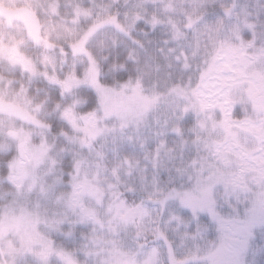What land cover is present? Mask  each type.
I'll list each match as a JSON object with an SVG mask.
<instances>
[{
    "label": "snow or ice",
    "instance_id": "snow-or-ice-1",
    "mask_svg": "<svg viewBox=\"0 0 264 264\" xmlns=\"http://www.w3.org/2000/svg\"><path fill=\"white\" fill-rule=\"evenodd\" d=\"M236 7L220 2L224 15L209 22L207 0H189L181 26L168 21L173 31L164 44L176 46L157 50L168 60V68L179 66L178 72L164 75L157 57L132 37L131 30L143 21L154 31L165 20L156 12L147 18L142 5L127 31L115 23L118 16L109 17L144 56L130 55L135 74L114 82L103 70L107 57L95 55L73 68L67 84L54 81L62 147L48 146L49 123L41 134L40 150L49 157L70 154V166L65 169L59 157L31 191L27 181L16 179L13 166L24 155L23 141L3 136L8 146L0 160L5 191L0 216L21 207L43 213L50 241L42 257L45 264H64L69 253H75L74 264H261L264 245L255 242L257 237L264 240V105L255 106L254 89L264 91V21L257 12L256 20L245 24L249 35H242L238 44L212 42L217 33L224 38L225 21ZM109 26L106 21L89 42ZM228 48L239 52L244 62L226 55ZM75 92H85V98L64 104ZM202 93L210 98L203 100ZM189 119L185 135L184 122ZM253 125L260 127L259 134L246 131ZM229 129L238 134L233 136ZM170 136L175 137L171 142ZM72 143L76 146L67 148ZM126 145L139 148L140 155L129 154ZM101 151L111 182L89 176L85 183L97 187L82 196L81 172L101 162ZM66 193L71 194L67 201L61 199ZM64 224L70 225L67 231ZM77 224L88 229L80 233L79 248L57 242V237L74 236L72 226ZM13 258L16 264H41L28 253L14 257L0 251V264Z\"/></svg>",
    "mask_w": 264,
    "mask_h": 264
},
{
    "label": "rangeland",
    "instance_id": "rangeland-1",
    "mask_svg": "<svg viewBox=\"0 0 264 264\" xmlns=\"http://www.w3.org/2000/svg\"><path fill=\"white\" fill-rule=\"evenodd\" d=\"M124 5L128 6V10L134 14V12L141 10L140 6L143 4L144 7H150V10L147 9L146 13L142 12L148 17H151L153 12H156L158 19H162L163 16L170 17L171 23L179 28L184 21V16L182 15L183 7L189 0H155V3L152 0H148L147 3H144V0H118ZM217 1L218 3L222 2L226 6H231L233 0L227 3V0H207V2ZM33 2V0H0V6L3 5L6 9H8L5 13L9 14L8 11H11L19 3L26 4ZM142 2V4H141ZM191 2H195V0H191ZM264 0H255L254 4L259 6L258 9H264ZM102 12L100 16L94 20V23L87 27L84 30H77V28L71 27L70 29H62V26L54 29V31H62L64 36H67L71 39L70 49L72 54L77 58L76 61H70L68 65V71L65 72L61 81H64L66 84L69 82L67 77L72 74L73 68L79 64L86 63L87 58L90 56L89 52L86 49L81 48L82 44H86L89 36L96 31L98 28H102L104 23L107 21L109 23V29H115L112 21L109 20V17H114L111 15L110 7H101ZM54 7L52 8V10ZM145 9V8H144ZM257 9V10H258ZM89 15L91 12L88 13ZM257 14V13H256ZM256 14L252 17L254 21L256 20ZM85 12L80 11L78 9L74 10V19H79L83 17ZM233 15H231V19L225 21L227 26L226 34L223 39H219V34H215L217 38H214L212 42L218 46H227L232 45L234 42L236 44L239 43L240 36L233 35L234 32L238 29L240 24L244 25V19L242 18V22H235L233 20ZM217 16L207 19L209 22H215ZM33 19V18H31ZM126 19V18H125ZM259 20L264 21V12H260ZM33 31H30V37L36 41L37 44L49 46L46 42H41L39 36V25L33 19ZM115 23H119L117 20ZM120 24V23H119ZM246 24V23H245ZM10 19H8L5 23V26L13 27L10 31H6L7 34L5 36H0V60H8L12 65H27V61L30 65H28L29 70L36 71L37 69L33 63L27 58V56L22 53L20 50L22 46L26 44V38L24 34L21 32L19 26H13ZM3 26V21L0 18V29ZM121 27V25H120ZM221 32H224V27L222 26L220 29ZM35 32L37 38L35 36ZM259 36L260 33L258 32ZM63 36V34H62ZM63 36V37H64ZM191 36V33H189ZM60 37V34L57 35V38ZM235 38V39H234ZM237 40V41H236ZM176 45L172 43L171 47H175ZM226 55L231 56L236 62H244L243 56L235 51L233 48H228L226 51ZM170 59V57H169ZM62 59L57 60L49 57L43 56L38 60V65L42 68V72L47 73L48 68H56L59 69V66L62 64ZM168 63V60H167ZM32 65V67H30ZM179 67V66H178ZM54 74V73H53ZM165 74V73H164ZM54 76V75H51ZM8 83L5 85L7 86ZM254 95L256 100V107H260L264 105V91L261 88L254 89ZM201 98L203 100H208L210 96L201 94ZM162 99V98H161ZM111 100V98H110ZM0 115L3 117L0 119V128H6L5 134L7 136L12 137L13 139H19L24 143V155L23 157L17 158L13 162L14 172L16 179L20 182L27 181V189L31 191L37 184L38 181H43L45 176L52 170L53 164L56 162L53 156H58L61 152H56L52 157H49L47 153L42 152L40 150V141L42 140V133L47 128L46 124L42 120L44 113L41 110V107L32 103L26 95L23 93H12L8 90V87H0ZM210 115V114H209ZM208 124H211V120L209 117H203ZM191 119L186 120L184 122L185 127V135H188L187 128L191 125ZM260 127L253 125L250 128L246 129L253 134H259ZM231 132L233 136H236L238 132H233L231 129L228 130ZM174 136L169 137V142L174 140ZM47 144L49 147L55 145L56 149H60L62 146L54 143L49 136L47 137ZM69 145H72L71 147ZM76 146L75 143L68 144L67 148L71 149ZM4 149V148H3ZM125 150L129 154L140 155L139 148L133 149L130 146H125ZM101 162L96 164L94 168L89 170H82L81 175L82 179V196H87L90 191H94L97 187L94 183H85L88 181L89 176H91L94 180H99L103 182H111V178L104 173L105 162L103 161V153L102 151L99 153ZM44 168H41L42 164H45ZM81 164L85 165L87 169V164L85 161H81ZM108 167L111 168L113 166V156L112 153H108L107 157ZM122 178H124L122 176ZM44 189L42 188L41 191ZM5 195V191H0V198H3ZM70 193L63 194L61 199L67 201L70 198ZM82 202V201H81ZM74 202V203H81ZM94 211V210H90ZM64 229L67 231L70 227L68 224L63 225ZM74 229L76 227H81V230L77 232L75 229V233L78 235L74 236V238H70L73 241L71 244L72 247L69 248H79L83 243L81 238V231H87V228H84L82 225H73ZM73 237V236H72ZM64 238V237H62ZM78 239V241H77ZM69 240V239H67ZM257 245H264V240L257 237L255 242ZM50 244L49 237L46 234L45 221L43 217V213L37 211L36 209L29 210L27 207H21L18 212L9 211L5 213L3 216H0V251H7L15 255H24L25 253L29 254V259L35 257L38 260H41V264H45L42 257L46 254L48 246ZM59 250V249H58ZM81 260L84 257L81 255ZM261 263L264 264V257H261ZM75 253H69L65 256L64 264H74ZM9 264H16V259L13 258L10 260Z\"/></svg>",
    "mask_w": 264,
    "mask_h": 264
},
{
    "label": "trees",
    "instance_id": "trees-1",
    "mask_svg": "<svg viewBox=\"0 0 264 264\" xmlns=\"http://www.w3.org/2000/svg\"><path fill=\"white\" fill-rule=\"evenodd\" d=\"M227 1V3H229L231 0ZM233 2L237 5L235 11L232 13L233 20L235 22H242V18L244 19V25L240 24L233 35L236 34L240 37L242 35L247 37L249 33L245 27V23L254 21L253 15L257 12H264V9H258L260 5L256 6L254 4L255 0H233ZM207 4L209 15L206 19L216 17L217 15H224L217 1L207 2ZM262 4L264 3L262 2ZM24 5L26 4L19 3L12 8L11 11H8L9 14L5 13L8 9L3 7V5L0 6V18L3 21V26L0 29V36H5L7 34L6 31H10L13 28L11 26H5L8 19L14 24V27L16 25L19 26L26 38V44L22 46L20 51L27 56L37 69H35L36 71L29 70L28 65L30 64L28 61L24 68V65H12L8 60H0V87H8V90L12 93L21 92L26 95L32 103L40 106L44 113L42 120L46 126L49 123L52 124V133L48 135L49 138L57 145L62 146L63 138H58L57 136L62 127V122L58 119L56 112L57 101H59L60 97L54 85V81L62 80L63 74L68 71L70 61H76L77 58L72 54L70 49L71 39L64 36L65 34L62 33L61 30L70 29L71 27L77 28V30H84L91 26L94 20L100 16L102 12L101 7H110L111 15L114 17L118 16L117 21L120 23L121 29L127 31L128 23H130L133 14L128 10L127 5L122 4L118 0H33V2L28 3L27 7ZM53 7L54 9L52 10ZM144 8L150 10V7ZM76 9L85 12V15L79 19H74V10ZM89 12H91L90 15L88 14ZM249 13L251 14L250 16L247 15ZM146 17L151 18L148 16ZM31 18L39 25L41 42H46L49 46L37 44L36 41L30 37V31L34 30L32 26L34 21ZM162 19L165 20V23L159 24L154 31L151 30L149 26L145 25L143 21H140L136 24L135 28L131 30V35L136 40L142 42L149 52L154 53L158 59L160 74L164 75V73L169 71L178 72L179 67L177 65L175 68H168L166 66L167 60L157 51L161 48L167 50L168 47L172 45L171 42L168 45L164 44V41L170 40L172 36L173 29L168 23L169 20L171 21V18L163 16ZM59 26L63 28L60 31H54V29ZM144 31H147L148 35H145ZM96 32L97 30L94 31L89 38L93 37V34ZM58 34H60V37L57 38ZM35 36L37 38L36 32ZM89 38L86 41V44H88L86 50L88 52L89 49L92 50L89 54L95 55L97 58L107 57V62L103 64V70L109 81L114 82L122 77H127L129 74H135L136 66L132 60L129 59V56H135L139 53V56L143 58L144 51L137 47L136 44H133L121 31L106 28L99 38L91 42H89ZM113 42H115V44ZM43 56L52 57L56 59V61L62 59L63 65L59 66V69L55 67L48 68L47 73H44L42 72V68L38 65V60ZM30 67H32V65ZM7 83L8 85L5 86ZM85 95V92H75L70 96H66L63 103L70 105L71 102L76 99L83 100ZM88 106H91V104L89 103ZM2 117L3 116L0 115V119ZM5 130L6 128H0V134H2L0 135V160L3 159L4 151L8 146L3 139V136H7ZM69 146L71 147L72 145ZM61 156L63 157L62 166L67 169L70 166L69 162L71 160V155L61 152L57 157H53L56 160ZM0 191H4L2 172H0ZM75 229L78 232L81 230V227H76ZM77 232L74 236L78 235ZM74 236L71 238L75 239ZM56 239L58 243L63 241L68 247L73 246L71 244L73 241H70L72 239L67 240L62 237H57Z\"/></svg>",
    "mask_w": 264,
    "mask_h": 264
}]
</instances>
